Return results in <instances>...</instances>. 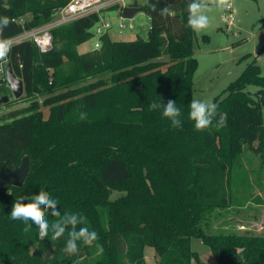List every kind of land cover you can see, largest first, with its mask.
<instances>
[{"label": "trees", "instance_id": "16d2710c", "mask_svg": "<svg viewBox=\"0 0 264 264\" xmlns=\"http://www.w3.org/2000/svg\"><path fill=\"white\" fill-rule=\"evenodd\" d=\"M68 1L0 0V17L10 19L3 37L43 24ZM191 2L134 1L149 20L145 38L114 40L103 32L97 47L78 53L100 10L54 27L48 51L31 40L12 44L5 59L32 99L0 116V172L25 155L30 167L21 186H0V264H146V247L156 264H209L194 240L216 264H264V235L210 230L213 211L228 207L234 190L247 184L245 149L264 165V76L255 60L247 64L212 100L226 113V126L195 130L188 116L197 66L195 31L187 26ZM248 85L258 89L250 94ZM160 100L176 102L182 128H173L162 109L149 110ZM41 188L59 201L61 214L87 217L78 228L95 230L99 240L78 242V254L69 255L67 233L41 240L34 224L25 232L22 220L10 218L12 205ZM113 191L119 194L112 198Z\"/></svg>", "mask_w": 264, "mask_h": 264}, {"label": "rangeland", "instance_id": "374dc122", "mask_svg": "<svg viewBox=\"0 0 264 264\" xmlns=\"http://www.w3.org/2000/svg\"><path fill=\"white\" fill-rule=\"evenodd\" d=\"M101 1L114 2V0ZM134 1L142 4L145 0H122L114 4L123 7L129 6ZM207 4L209 10L206 15L210 18V26L202 31H195L193 41L197 66L192 78V100L212 101L253 60L259 65L260 72L264 76V0H230L231 6L225 9L218 8L212 0H207ZM104 7L99 12V21L109 22L108 31L114 40L146 37L149 20L143 11L137 10L131 18H123L117 8ZM120 23H124L125 26L120 27ZM97 40L98 35L94 34L87 41L76 45L77 52L95 48ZM15 42L13 41L12 44ZM165 58L167 57H161V59ZM3 67L4 64H0V79L4 78ZM257 89L255 85H248L245 90L253 94ZM2 95H7L8 101L14 103L10 106L0 103V116L9 110L26 106L32 99L24 96V92L22 96L14 98L4 81L0 82V96ZM34 97L38 102L43 99V96ZM41 110L45 116L48 114L47 106H41ZM262 118L264 124V112ZM240 164L242 172L246 174L247 184L234 190V197L228 207L216 208L213 211L210 230L243 234L247 231L246 233L263 236L264 165H261L258 156L248 149L242 153ZM118 194L119 192L113 191L111 197H116ZM192 247L199 252L203 261L216 264L213 255L205 250L206 247L199 241L194 240ZM145 261L146 264L157 263L153 248H145Z\"/></svg>", "mask_w": 264, "mask_h": 264}, {"label": "clouds", "instance_id": "9594fccd", "mask_svg": "<svg viewBox=\"0 0 264 264\" xmlns=\"http://www.w3.org/2000/svg\"><path fill=\"white\" fill-rule=\"evenodd\" d=\"M212 2L220 9L231 6L230 0H212ZM153 11L156 6L151 5ZM209 10L207 0H192L188 6L189 17L187 26L194 31H202L210 26V18L206 15ZM169 13L167 7L160 10L161 16ZM10 24L7 16L0 17V60L5 59L11 51L12 42L9 38L3 37V31ZM189 119L194 121L196 131H204L211 127L217 130L226 126V113L218 112V105L211 100L193 99L190 102ZM162 109V115L171 122L173 128L180 129L183 126L181 120V109L176 106V102L169 100L167 104L160 101H152L149 104V110L155 111ZM218 117V119H217ZM87 113L81 112L80 119H86ZM215 121V123H214ZM59 201L49 195L43 188L38 194L29 196H20L12 205L10 218L12 220H22L25 223L24 231L28 232L34 224L38 229L39 239L44 240L51 233L52 240H58L67 233L66 246L64 251L69 255H76L80 251L78 242L84 245H92L99 240V235L95 230H90L87 226L79 227L78 225H86L87 217L82 213H74L65 211L61 214L58 208ZM46 215L56 217L57 219L49 221ZM31 221V224L28 222ZM96 247L100 253H103V246L96 243Z\"/></svg>", "mask_w": 264, "mask_h": 264}, {"label": "built area", "instance_id": "2783aa9c", "mask_svg": "<svg viewBox=\"0 0 264 264\" xmlns=\"http://www.w3.org/2000/svg\"><path fill=\"white\" fill-rule=\"evenodd\" d=\"M122 0H114V2L109 3L101 0H69L63 7L55 11L52 17L39 26L32 27L30 29L24 30L23 32L10 37L11 42L22 41V40H31L33 41L40 52L48 51L52 46V35L51 30L58 26L65 24L81 15L90 13V12H99L101 9L105 8L104 6L113 5ZM21 20V19H20ZM100 23V24H98ZM120 27H124V23H120ZM110 27L108 21H99L94 26V34L101 35L103 32H106ZM15 42V43H16ZM98 40L95 42V47L98 46ZM4 62V63H2ZM7 59L0 60V64H4L3 75L5 81V67ZM0 79V82H1Z\"/></svg>", "mask_w": 264, "mask_h": 264}, {"label": "water", "instance_id": "95a60500", "mask_svg": "<svg viewBox=\"0 0 264 264\" xmlns=\"http://www.w3.org/2000/svg\"><path fill=\"white\" fill-rule=\"evenodd\" d=\"M136 6H123L120 10V15L123 18H131L137 11ZM5 82L11 90L14 98L22 96L24 92L23 80L19 78L11 67V63L7 61L5 67ZM8 101L7 95L0 96V103H6ZM30 161L29 156L25 155L22 157L18 165H13L10 171L0 172V186L14 185L21 186L29 172Z\"/></svg>", "mask_w": 264, "mask_h": 264}, {"label": "crops", "instance_id": "0c3cea01", "mask_svg": "<svg viewBox=\"0 0 264 264\" xmlns=\"http://www.w3.org/2000/svg\"><path fill=\"white\" fill-rule=\"evenodd\" d=\"M137 2V1H136ZM130 5H132L133 6V4L131 3ZM118 10V12H119V14H120V10H121V6H120V8L119 9H117ZM138 10V9H137ZM148 19V18H147ZM107 32V34L109 35V37L111 38V39H113V37L110 35V32L107 30L106 31ZM166 59V58H165Z\"/></svg>", "mask_w": 264, "mask_h": 264}]
</instances>
